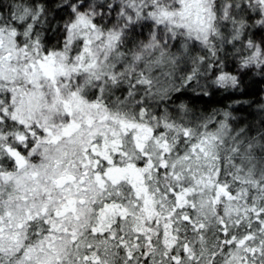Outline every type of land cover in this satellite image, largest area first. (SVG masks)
<instances>
[{"label":"snow or ice","instance_id":"snow-or-ice-1","mask_svg":"<svg viewBox=\"0 0 264 264\" xmlns=\"http://www.w3.org/2000/svg\"><path fill=\"white\" fill-rule=\"evenodd\" d=\"M0 264H264V0H0Z\"/></svg>","mask_w":264,"mask_h":264}]
</instances>
